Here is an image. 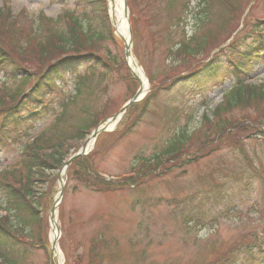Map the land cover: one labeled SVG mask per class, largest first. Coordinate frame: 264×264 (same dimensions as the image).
I'll use <instances>...</instances> for the list:
<instances>
[{"label":"rangeland","instance_id":"obj_1","mask_svg":"<svg viewBox=\"0 0 264 264\" xmlns=\"http://www.w3.org/2000/svg\"><path fill=\"white\" fill-rule=\"evenodd\" d=\"M169 1L127 0V11L137 32L132 53L147 79L149 76L152 81L148 80V92L151 85L156 91L148 109L129 129L125 124L117 123L113 130L99 135L91 148L90 164L99 174L116 179L131 173L137 177L138 184L102 188L91 181H82L71 170L68 174L67 169L56 213L63 263L88 264L89 248L93 244L101 255V264H216V261L209 262L222 252H227L224 264H235L241 255H246L248 245H261L259 250H264V137L231 135L229 140L197 162L185 163L191 151L207 146L216 135L213 131L216 125L200 124V118L203 113L209 115L224 92L233 85L234 69L223 68L217 74L219 77L212 81L201 78L195 87L185 86L175 92L172 86L167 90L174 78L207 63L225 40H232L234 36L242 43L241 38L250 33L253 21L264 22V0H253L245 13L243 10L249 0H234L237 9L234 14H229L217 2L210 4L209 0L206 3L193 0L184 10H169ZM97 4L90 0H0V10L8 9L12 22L15 20L13 26L23 33L20 39L24 45L30 36L27 32L35 28L39 19L45 22L46 18L54 20L58 17L59 25L63 26V13L79 16L83 12L82 23H90L93 29L109 35L101 42L100 50L109 59H116V64L105 67L104 77L93 81L87 89L90 95L83 92L76 98L81 103L88 95L87 100H91L92 106L103 110L99 116L102 118L117 112L134 93V88L127 81V71L121 65L123 45L113 29L109 31L103 26L102 9ZM198 5L203 9L199 10ZM241 13L248 17L244 19ZM222 24L226 26L223 31L219 28ZM214 35L201 55L191 56V59L175 56L172 60L168 55V48L182 40L206 39ZM13 39L17 38L6 41L14 42ZM23 54L18 61L23 64L24 71L38 70L35 57ZM220 59V67L231 59L240 61L236 53L229 52ZM250 66L247 82L264 84V57L251 61ZM72 77V73L65 72L57 80L54 91L46 95L45 112L29 131L32 136L46 131L60 110V102L73 95ZM18 83L0 71V89L4 92H10ZM31 84L33 82L29 80L20 86L23 90ZM198 88L206 94L204 105L198 104L199 95L194 93ZM251 111V107L234 108L222 117L237 122ZM183 128L188 132L201 130L185 144V155L173 162L176 165L172 171L154 170L155 174L150 176L145 170L137 171L142 165L136 164V157L140 154L150 157L159 152L164 141ZM24 130L25 125L10 128L8 139L1 141V171L16 169L19 176L25 171L20 167L24 160L21 150L26 138ZM84 140L75 142L67 156ZM233 140L239 148H235ZM39 143L50 146L55 140L41 137ZM59 169L50 167L45 170L48 180L35 181L31 199L33 204L39 203L41 229L38 231L37 225L18 227L19 240L7 254L6 259L10 262L5 264H51L48 216L60 189ZM2 172L0 215L8 207L2 188ZM8 216L9 223H18L17 217ZM238 252H241L240 256ZM261 255L260 264H264V252ZM217 258L222 263L220 255Z\"/></svg>","mask_w":264,"mask_h":264},{"label":"trees","instance_id":"obj_2","mask_svg":"<svg viewBox=\"0 0 264 264\" xmlns=\"http://www.w3.org/2000/svg\"><path fill=\"white\" fill-rule=\"evenodd\" d=\"M90 1H96L99 6L102 3V0ZM189 2L190 0H170L168 8L169 10H184L188 8ZM213 2L223 5L229 14H234L237 11L234 0H209L210 4H213ZM7 10V8L0 10V71L4 72L5 77L19 81V83L10 92L9 90L4 92L2 88L0 89V145L2 140L8 139L10 128L12 130L25 125L23 135H26V138L21 145L24 160L20 167L25 170L23 174L19 176L20 172L16 169L9 168L8 170H2L3 172L0 170L3 173L1 182L4 198L8 205L7 208L3 209L5 214L0 215L1 264L10 262L6 257L8 253L13 251L19 240L18 227L37 225V230L41 229L42 220L39 216V203L33 204L34 201L31 199L35 181L48 180L45 170L50 167L58 168L75 142L80 141L96 125L103 110L94 108L91 100H87L88 95H90L87 89L91 87L95 79L104 77L105 67L116 63V59H109L100 50L101 42L105 41L109 35L105 34L104 31L93 29L90 23L82 24L78 16L65 13L63 15V26L59 25L60 18L55 20L46 18V24L39 19L35 28L27 32L30 33V36L28 37V43L24 45V41L20 39L23 33L15 29L13 26L15 20L12 22V16L10 13L8 15ZM101 17L104 27L109 28L103 10ZM132 25H134L133 21ZM219 26L222 31L226 27L223 24ZM250 28V33L241 38L242 43L238 42L236 37L207 63L186 75L177 76L168 85L167 90L173 86L174 91H178L185 86L192 85L200 77L212 76L220 66L218 62L222 61L220 59L221 55L227 52L232 55L236 53L242 58L238 62L229 60L230 65L235 68L237 74L235 75V84L224 97V101L219 103L212 112L221 121L220 125L213 130L216 135L211 138L207 146L201 147L197 151H191L188 154L189 161H196L198 157L210 153L219 144L230 139L231 135L233 137L235 134H241L242 132L264 136V84L255 85L246 84L245 82L248 73L245 62L256 59L260 55L264 56V22L253 21ZM136 33L133 26V41H135ZM11 37L17 39H13L14 42L6 41ZM214 38L215 35L206 39L199 38L197 40L196 37H192L189 41L182 40L175 46L168 48V55L171 60L175 56L191 59V56L201 55L202 50L208 43L207 41ZM25 50L27 52H24ZM23 53H29L30 57H35L36 61L34 63L38 65V70L24 71L21 66L23 64L18 61L24 55ZM65 72L73 74L71 78L74 81L73 95L60 102V110L54 116L52 125L46 131L43 130L36 136H32L29 131L34 128V124L42 118L45 112L43 107L46 105L44 104L46 95L54 91L57 80L61 79ZM126 78L131 87L135 89L136 82L129 75ZM29 80L33 84L28 90H22L20 85L26 84ZM152 91H154L153 87ZM83 92L89 94L86 96L85 101L80 103L76 98L80 97ZM152 95L153 93L144 98L141 103L131 104L127 108L121 120L123 124L127 125V128H130L132 124L140 119L148 109ZM236 107H251L252 111L245 114L242 120L237 122L220 119L222 112ZM204 119L207 118L204 117ZM45 134H49V136ZM194 134L196 132L192 135ZM41 137L55 140V143L50 146H42L39 143ZM190 137L185 131H180L174 138L167 140L161 152L154 153L152 160L140 158L142 167L137 171L142 172L145 170L146 175L150 176L155 174L154 170H157V168L163 169L164 165H170L171 161L185 154V144L190 140ZM44 142L42 140V143ZM169 167L165 168L168 169ZM74 168L75 170H72ZM70 170L73 175H79L82 181H91L92 184L96 183L97 186L107 189L137 183V177L134 175H130L121 181L106 180L92 168L90 155L75 158L69 166L68 174ZM8 215H12L13 218L17 217L18 223L14 225L9 223ZM38 236L42 239L41 232ZM260 247L261 245H255V247L248 245L246 258L241 259V263L258 264L260 260L258 255L263 252L262 249L259 250ZM225 257H227V252L220 255L222 263H224ZM215 261L216 264H222L218 258ZM88 264H101V255L94 244L89 248Z\"/></svg>","mask_w":264,"mask_h":264},{"label":"bare ground","instance_id":"obj_3","mask_svg":"<svg viewBox=\"0 0 264 264\" xmlns=\"http://www.w3.org/2000/svg\"><path fill=\"white\" fill-rule=\"evenodd\" d=\"M110 6H111V12L113 13V15L116 16L115 25H116L117 33L123 37L125 42L128 43L129 37H128L127 30H126L125 21L122 18L121 1L120 0H110ZM128 63L132 67V69L135 72H137L139 76L141 77L142 87L144 91V89L146 88L145 78L143 74L141 73V71L138 69V66L136 64V59L132 56V54L128 57ZM90 144L91 142H88L87 147L90 146ZM51 225H52L51 226L52 230H51L50 238L52 240L55 237V224L52 223ZM58 258H59V262L61 263L62 262L61 254L58 255Z\"/></svg>","mask_w":264,"mask_h":264},{"label":"water","instance_id":"obj_4","mask_svg":"<svg viewBox=\"0 0 264 264\" xmlns=\"http://www.w3.org/2000/svg\"><path fill=\"white\" fill-rule=\"evenodd\" d=\"M124 56L125 57H127L128 55H129V46L126 44V45H124ZM140 89L136 92V94L120 109V111H119V113H121V112H123L124 111V109H125V107H126V105L128 104V103H130V102H133V101H135V100H137L138 99V97H139V94H140ZM118 116V114H114L112 117H111V120H115L116 119V117ZM105 129V126L104 127H102V128H96L93 132H92V134H91V136L90 137H92V138H94L95 136H96V134L97 133H99L100 131H103ZM84 148H85V146H84V144L82 145V147H81V150H80V152H78V153H76L74 156H72V158L73 157H75L76 155H80V154H82L83 152H84ZM72 158H70L68 161H66L65 162V166H67L69 163H70V161H71V159ZM60 178V177H59ZM62 191H63V183L61 182V190H60V193H59V197L62 195ZM54 212H55V206H53L52 207V209H51V211H50V214H49V220L51 221V222H53V220H54ZM58 234H59V230L57 229V235H56V239H55V241L53 242V245L55 246V243H56V240H57V237H58Z\"/></svg>","mask_w":264,"mask_h":264}]
</instances>
